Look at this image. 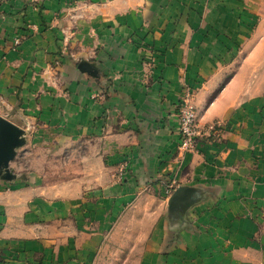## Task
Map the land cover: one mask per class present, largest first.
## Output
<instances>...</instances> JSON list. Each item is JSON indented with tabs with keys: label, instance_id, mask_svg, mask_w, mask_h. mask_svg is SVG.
I'll return each mask as SVG.
<instances>
[{
	"label": "crops",
	"instance_id": "0c3cea01",
	"mask_svg": "<svg viewBox=\"0 0 264 264\" xmlns=\"http://www.w3.org/2000/svg\"><path fill=\"white\" fill-rule=\"evenodd\" d=\"M263 26L264 0L0 3V116L59 122L95 162L68 197L39 176L0 183V264H90L151 189L140 264H264ZM186 90L203 137L220 124L193 153L178 149Z\"/></svg>",
	"mask_w": 264,
	"mask_h": 264
},
{
	"label": "rangeland",
	"instance_id": "374dc122",
	"mask_svg": "<svg viewBox=\"0 0 264 264\" xmlns=\"http://www.w3.org/2000/svg\"><path fill=\"white\" fill-rule=\"evenodd\" d=\"M261 20L260 17V22ZM17 40L19 42V39ZM261 78L262 76L257 75L258 83H261ZM192 98V91H184L179 98L176 112L179 132L180 110L186 107V103L191 105L195 114L197 130L200 132L196 136L193 147L184 145L183 138L180 132L178 133L180 137L178 149L184 153L198 151L201 140L205 144L207 141L213 140L212 138L217 137L220 127L219 122H214L203 137L202 130L198 125L199 111L196 109ZM46 125L40 120L32 121L29 119L27 121L25 119L19 122V126L23 130L21 137L23 145L15 149V156L9 164V170L13 174L11 180L16 178L22 182V180L24 181L27 178L39 176L43 178L45 184L54 183L58 185L56 188L58 196L67 195L68 197L74 195L80 187L74 184L75 179L82 174L85 175L86 179H89L87 175L92 172L93 164L95 163L91 159L92 152H90L89 142L79 140L74 142L73 137H62V133L59 130L61 128L59 122L53 124V130ZM118 173L116 168L110 170L113 178L118 176ZM11 180H4L0 177V183L10 182ZM168 184L173 183L168 181ZM165 189L166 187L162 185L160 190L164 191V196H162L160 202L165 201V196L168 195ZM153 192V189H151L147 196L128 202L124 208L127 209L122 215H120L121 211L119 213L115 212L116 219L110 227L105 228L106 231L104 230L105 233H103L101 240L99 237L98 247L90 264H140V258L148 242L147 238L149 237L151 225L158 211L161 210L160 203L152 198ZM163 210L164 203L162 206ZM89 258L90 256L88 255L87 262Z\"/></svg>",
	"mask_w": 264,
	"mask_h": 264
},
{
	"label": "water",
	"instance_id": "95a60500",
	"mask_svg": "<svg viewBox=\"0 0 264 264\" xmlns=\"http://www.w3.org/2000/svg\"><path fill=\"white\" fill-rule=\"evenodd\" d=\"M23 130L0 116V177L11 180L13 174L9 170V164L15 156V149L23 145Z\"/></svg>",
	"mask_w": 264,
	"mask_h": 264
},
{
	"label": "built area",
	"instance_id": "2783aa9c",
	"mask_svg": "<svg viewBox=\"0 0 264 264\" xmlns=\"http://www.w3.org/2000/svg\"><path fill=\"white\" fill-rule=\"evenodd\" d=\"M2 1L6 0H0V2ZM17 42L18 40H16V43ZM180 112L179 132L183 138V144L193 147V143L196 141V136L199 134L194 111L192 106L186 103V107L182 108Z\"/></svg>",
	"mask_w": 264,
	"mask_h": 264
}]
</instances>
